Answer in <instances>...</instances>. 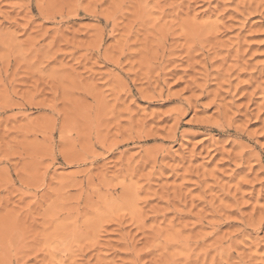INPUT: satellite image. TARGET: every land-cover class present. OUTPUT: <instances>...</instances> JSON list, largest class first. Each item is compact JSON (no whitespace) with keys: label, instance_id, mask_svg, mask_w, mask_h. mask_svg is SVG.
Here are the masks:
<instances>
[{"label":"rangeland","instance_id":"1","mask_svg":"<svg viewBox=\"0 0 264 264\" xmlns=\"http://www.w3.org/2000/svg\"><path fill=\"white\" fill-rule=\"evenodd\" d=\"M0 264H264V0H0Z\"/></svg>","mask_w":264,"mask_h":264}]
</instances>
